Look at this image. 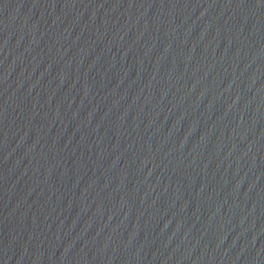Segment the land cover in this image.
<instances>
[{"label":"water","instance_id":"1","mask_svg":"<svg viewBox=\"0 0 264 264\" xmlns=\"http://www.w3.org/2000/svg\"><path fill=\"white\" fill-rule=\"evenodd\" d=\"M0 264H264V0H0Z\"/></svg>","mask_w":264,"mask_h":264}]
</instances>
